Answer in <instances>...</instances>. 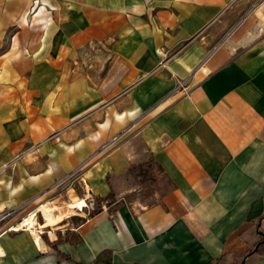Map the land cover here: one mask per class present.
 <instances>
[{
  "label": "crops",
  "instance_id": "0c3cea01",
  "mask_svg": "<svg viewBox=\"0 0 264 264\" xmlns=\"http://www.w3.org/2000/svg\"><path fill=\"white\" fill-rule=\"evenodd\" d=\"M138 164L148 203L115 188ZM80 166L44 247L7 232L0 264H238L264 234V0H0V209Z\"/></svg>",
  "mask_w": 264,
  "mask_h": 264
},
{
  "label": "rangeland",
  "instance_id": "374dc122",
  "mask_svg": "<svg viewBox=\"0 0 264 264\" xmlns=\"http://www.w3.org/2000/svg\"><path fill=\"white\" fill-rule=\"evenodd\" d=\"M33 11L29 12L28 16L32 15ZM143 172H146V171L142 168V164L135 165L133 168H131L128 171V173L126 175H123L120 178V180L117 181V183L115 185L116 191L118 193L119 192H125L126 194L128 193V195H127L128 200H133L135 198H138V199L143 200L146 203L150 202L151 201L150 197H151L152 192H153L155 187H154V184L151 183L152 179H151L150 175L147 174V172L145 174ZM61 190L63 191V189H60V190L57 189L54 191V193L46 194V196L42 197L39 200H31V201L26 202L25 204H22L19 207L18 211L15 213V217L17 216L16 218L23 219V218L27 217L29 214H31L39 205L46 204L48 202H49V207L54 209V215H55V211L58 210V206H59V203L57 204V202H56V198L61 196L60 193H63ZM81 199H83V198H81ZM53 201H55V203H53ZM68 201L70 202L71 199L66 200L65 206L67 209H63V213L60 212L61 214H71V213L73 214V212H75V211H77V209H79V208H75V209H72L73 211H69L71 209H69L67 207ZM98 205H99V203L95 200L93 208H96ZM60 213H58L59 216H61ZM36 218H37L36 220H37L38 225L44 224V220H43L40 212L36 213ZM55 218H57L56 215H55ZM56 227H57V225L55 222L53 226H47L45 228H39V229L44 234L46 232V229L48 231H52V229H55ZM32 230L34 231V229H32ZM46 234H47V232H46Z\"/></svg>",
  "mask_w": 264,
  "mask_h": 264
},
{
  "label": "trees",
  "instance_id": "16d2710c",
  "mask_svg": "<svg viewBox=\"0 0 264 264\" xmlns=\"http://www.w3.org/2000/svg\"><path fill=\"white\" fill-rule=\"evenodd\" d=\"M143 173L145 174L146 172H143ZM96 201L99 203V205L96 208H94L91 213H89L88 217L95 215L96 213H98L101 210V203H104L109 208V211H113V209L119 205V202H117V200L115 198V194L113 191H111L107 196H105L103 198H97ZM263 218L264 217H260L258 219L257 225H259L260 221ZM70 220L76 226L84 221V219H82L76 215L71 216ZM65 234H66V240L70 241V242H74V243L79 242L81 239L78 234L71 233L69 231H66ZM57 236H58V238H61L60 232H57ZM257 236H258V239H257L256 243H254L252 245V247L242 256V258L238 264H244V261L246 260L247 257H249L253 254H257L262 250V248L264 247V234L259 230V228L257 229ZM44 238L47 239V237L45 235H44ZM57 254L62 259H68V256L60 254L59 252H57ZM103 254L105 255V254H107V252H103L100 255H98V257L96 258V261L93 264H109L108 262L102 263L99 260V258H101ZM210 264H226V263L222 259H219V260L214 261Z\"/></svg>",
  "mask_w": 264,
  "mask_h": 264
},
{
  "label": "built area",
  "instance_id": "2783aa9c",
  "mask_svg": "<svg viewBox=\"0 0 264 264\" xmlns=\"http://www.w3.org/2000/svg\"><path fill=\"white\" fill-rule=\"evenodd\" d=\"M177 88L179 89H186L185 86V82H179L177 85ZM118 139V136L113 137L110 141L114 142ZM82 166L75 168L72 172H70L68 175H66L64 178L60 179L58 182H56L53 186L52 189L53 191L57 190V189H64V188H68L71 187V185L74 183L75 180H77V178L80 175ZM20 206H16L13 208H3L0 209V237L7 233V232H17L20 230H30V228H28L27 226H17L18 223H21L22 219H18V220H14L13 222L9 223L10 220L13 218L14 214L18 211ZM87 207V206H85ZM84 208V207H83ZM81 208V209H83ZM38 211L36 210L35 212V217H36V213ZM37 219V218H36ZM9 223V224H7ZM7 224V225H6Z\"/></svg>",
  "mask_w": 264,
  "mask_h": 264
},
{
  "label": "bare ground",
  "instance_id": "6f19581e",
  "mask_svg": "<svg viewBox=\"0 0 264 264\" xmlns=\"http://www.w3.org/2000/svg\"><path fill=\"white\" fill-rule=\"evenodd\" d=\"M67 206H68V208H72V209L83 208V207L87 206V203H86V200L79 199L77 201L68 202ZM36 210L41 213V216L44 220L43 225H41V224L38 225V223H37V220L35 217ZM55 222H56V218L54 215V209L49 207V202H48L46 204L39 205L31 214H29L27 217L23 218L21 223H18L17 226H20V227L21 226H27L28 228H30V230H32L34 228H43V227H47V226H53ZM33 235H34V238H35L37 245L39 247H42L43 242H42L39 234L34 230Z\"/></svg>",
  "mask_w": 264,
  "mask_h": 264
}]
</instances>
